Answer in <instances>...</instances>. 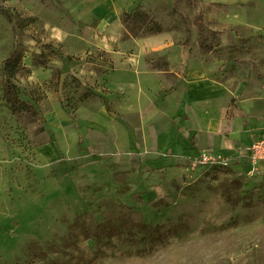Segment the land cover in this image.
I'll return each mask as SVG.
<instances>
[{
	"label": "rangeland",
	"instance_id": "rangeland-1",
	"mask_svg": "<svg viewBox=\"0 0 264 264\" xmlns=\"http://www.w3.org/2000/svg\"><path fill=\"white\" fill-rule=\"evenodd\" d=\"M74 3L0 0V264H264V132L194 166L177 109L184 56L264 79V0H150L109 30ZM151 23L170 44L133 41Z\"/></svg>",
	"mask_w": 264,
	"mask_h": 264
},
{
	"label": "crops",
	"instance_id": "crops-1",
	"mask_svg": "<svg viewBox=\"0 0 264 264\" xmlns=\"http://www.w3.org/2000/svg\"><path fill=\"white\" fill-rule=\"evenodd\" d=\"M67 1L70 4L71 0ZM149 1L75 0L77 3L71 7L76 14L96 16L100 22L99 28L109 30L118 24L122 13L136 8L147 10ZM210 1L213 3L217 0ZM171 38L167 33H160L133 41L138 45H155L160 49L170 44ZM109 43L110 37L106 34L105 44ZM169 58H173V55ZM184 58V90L179 95L177 109L187 115L186 121H189L191 129L186 131L190 130L189 133L194 136L197 149L228 151L248 145L264 132V79L251 84L241 80L231 88L230 81L222 82L209 76L201 57Z\"/></svg>",
	"mask_w": 264,
	"mask_h": 264
},
{
	"label": "built area",
	"instance_id": "built-area-1",
	"mask_svg": "<svg viewBox=\"0 0 264 264\" xmlns=\"http://www.w3.org/2000/svg\"><path fill=\"white\" fill-rule=\"evenodd\" d=\"M247 159L252 166L259 162H264V138L253 141L247 148ZM225 155L215 154L210 151L202 150L196 152L193 156L194 166H226Z\"/></svg>",
	"mask_w": 264,
	"mask_h": 264
},
{
	"label": "trees",
	"instance_id": "trees-1",
	"mask_svg": "<svg viewBox=\"0 0 264 264\" xmlns=\"http://www.w3.org/2000/svg\"><path fill=\"white\" fill-rule=\"evenodd\" d=\"M136 14V13H135ZM145 15V14H144ZM132 15H126V17H131ZM140 22L144 23L145 21H147V17L146 16H143L141 15L140 16V19H139ZM153 26L152 28L148 29V31H152L149 33V35H146V36H151V35H155V34H160L162 31L160 30V28L158 26H155L153 23H151ZM146 36H143V37H146ZM11 58V57H10ZM13 63H11V59H8L6 61V65L4 66V70H5V73L7 72V70H10L12 67H13ZM9 72V71H8ZM7 74V73H6ZM4 87H7V83L5 82L4 83ZM6 100L8 101V103L10 104V107H11V110L14 111V112H18V111H21V109H24V108H31V106L27 105L25 102H21L19 101L18 99H16L15 102H13L11 100V98L9 97L10 95V91L9 90H6Z\"/></svg>",
	"mask_w": 264,
	"mask_h": 264
},
{
	"label": "bare ground",
	"instance_id": "bare-ground-1",
	"mask_svg": "<svg viewBox=\"0 0 264 264\" xmlns=\"http://www.w3.org/2000/svg\"><path fill=\"white\" fill-rule=\"evenodd\" d=\"M153 46H155V45H153Z\"/></svg>",
	"mask_w": 264,
	"mask_h": 264
}]
</instances>
